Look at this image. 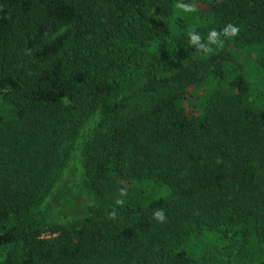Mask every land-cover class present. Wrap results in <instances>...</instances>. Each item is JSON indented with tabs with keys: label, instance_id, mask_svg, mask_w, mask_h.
Returning <instances> with one entry per match:
<instances>
[{
	"label": "trees",
	"instance_id": "trees-1",
	"mask_svg": "<svg viewBox=\"0 0 264 264\" xmlns=\"http://www.w3.org/2000/svg\"><path fill=\"white\" fill-rule=\"evenodd\" d=\"M184 2L0 0V264H264V0ZM80 144L92 206L59 221Z\"/></svg>",
	"mask_w": 264,
	"mask_h": 264
},
{
	"label": "rangeland",
	"instance_id": "rangeland-1",
	"mask_svg": "<svg viewBox=\"0 0 264 264\" xmlns=\"http://www.w3.org/2000/svg\"><path fill=\"white\" fill-rule=\"evenodd\" d=\"M254 54L243 55V63L254 58ZM199 97V95L197 96ZM197 97L194 101H197ZM84 185V156L80 144L64 170L52 195L48 199L51 212L59 221H69L84 217L92 206L90 197L81 189ZM82 191V192H81Z\"/></svg>",
	"mask_w": 264,
	"mask_h": 264
},
{
	"label": "clouds",
	"instance_id": "clouds-1",
	"mask_svg": "<svg viewBox=\"0 0 264 264\" xmlns=\"http://www.w3.org/2000/svg\"><path fill=\"white\" fill-rule=\"evenodd\" d=\"M175 7L185 13H194L196 12V6L193 3H186L184 0H177ZM239 26L232 23L226 24L221 30L211 29L207 33L206 41L199 32L195 29H191L187 32V37L189 44L195 49L196 53H203L206 56L215 54L218 50L224 48L225 41L232 39L239 35ZM215 46V47H214ZM127 194L126 188H121L119 190V196L115 200V205L123 207L125 200L122 198ZM110 219H116L117 213L113 209L109 214ZM153 219L159 223L166 222V214L163 208L155 209L152 213Z\"/></svg>",
	"mask_w": 264,
	"mask_h": 264
}]
</instances>
